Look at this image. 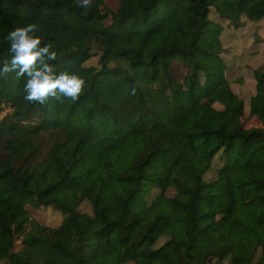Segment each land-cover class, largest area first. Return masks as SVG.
I'll use <instances>...</instances> for the list:
<instances>
[{
	"label": "trees",
	"instance_id": "1",
	"mask_svg": "<svg viewBox=\"0 0 264 264\" xmlns=\"http://www.w3.org/2000/svg\"><path fill=\"white\" fill-rule=\"evenodd\" d=\"M263 89L264 0H0V264H264Z\"/></svg>",
	"mask_w": 264,
	"mask_h": 264
},
{
	"label": "rangeland",
	"instance_id": "2",
	"mask_svg": "<svg viewBox=\"0 0 264 264\" xmlns=\"http://www.w3.org/2000/svg\"><path fill=\"white\" fill-rule=\"evenodd\" d=\"M84 3L89 4L93 0H82ZM250 0H216V3L219 7L224 8L227 12L236 14L238 11ZM105 6L111 9H116L118 6V0H104ZM215 13H213L212 18L214 19ZM98 53L93 55L90 61L87 63L88 66H97L98 62ZM189 59L186 57L178 56L176 60L172 63V73L175 78V82L177 86H181L185 76L189 73ZM264 94V89H263ZM10 110L7 109L1 116L3 119ZM206 114V111H204ZM209 117V116H208ZM264 122V96H263V107L262 109L247 123V127H261ZM184 153V162L182 166V171L186 174H190L193 171V158L194 153L191 146L186 147L183 151ZM212 175H208L207 179H211ZM83 211H87L86 206H82ZM29 213L31 217V228L37 233H42L45 230L50 228H57L60 226L62 221V213L56 211L52 208L48 209H33L29 208ZM229 227L228 221L224 219L222 216L218 218V229L221 235H225L227 233Z\"/></svg>",
	"mask_w": 264,
	"mask_h": 264
}]
</instances>
